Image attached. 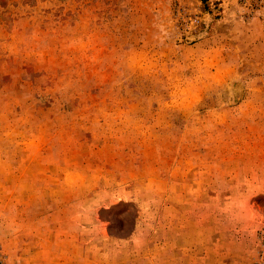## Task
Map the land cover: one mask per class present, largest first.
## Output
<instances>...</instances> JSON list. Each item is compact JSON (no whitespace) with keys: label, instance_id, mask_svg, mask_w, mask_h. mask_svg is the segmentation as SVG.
I'll return each instance as SVG.
<instances>
[{"label":"rangeland","instance_id":"1","mask_svg":"<svg viewBox=\"0 0 264 264\" xmlns=\"http://www.w3.org/2000/svg\"><path fill=\"white\" fill-rule=\"evenodd\" d=\"M5 264H264V0H0Z\"/></svg>","mask_w":264,"mask_h":264},{"label":"built area","instance_id":"2","mask_svg":"<svg viewBox=\"0 0 264 264\" xmlns=\"http://www.w3.org/2000/svg\"><path fill=\"white\" fill-rule=\"evenodd\" d=\"M0 264H5V260L0 257Z\"/></svg>","mask_w":264,"mask_h":264}]
</instances>
